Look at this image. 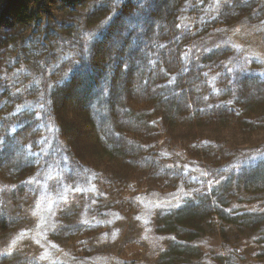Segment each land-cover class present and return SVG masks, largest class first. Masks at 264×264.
I'll return each mask as SVG.
<instances>
[{
	"label": "trees",
	"instance_id": "obj_1",
	"mask_svg": "<svg viewBox=\"0 0 264 264\" xmlns=\"http://www.w3.org/2000/svg\"><path fill=\"white\" fill-rule=\"evenodd\" d=\"M67 1L69 2H62L58 7L63 9V14L56 15L52 14L54 12L51 4H48L49 0H0V51L24 45L34 32L42 38L43 44H52L53 48L55 44L52 36L71 25V17L77 15L74 11L80 13L86 8L87 12H96L102 8L108 11L112 4L84 0L77 2L78 6L75 8V2ZM122 1L124 0L115 2L112 13L106 14L105 20L100 23V26L106 24L110 28L115 16L121 19L118 25L114 24L111 30L108 28L106 31L111 38L107 41L102 38V34L106 32L100 29L94 34L90 31L78 32L74 43L78 47L84 46V49L81 55L74 53L76 59L71 63L73 67L57 75V68L50 67L55 62L39 65V79L46 78L48 72L56 76L52 77L50 84H39V88L43 89L39 108L25 113L9 128L11 131L5 139L6 149L4 147L1 151L0 160L13 153L18 136L25 132L24 128L31 120L36 129H41L46 137L45 142L50 141L52 146L67 151L70 167L79 170L84 166L88 174H109L125 183L127 181L122 180L142 175L147 167H161L160 160L151 159L152 151L158 150L159 154L162 149L161 139L168 140L177 128L184 125L194 127V130L187 131L186 128L182 139L187 138V133H190L192 144L197 146L201 154L209 153L206 146H218L215 140L203 136L202 129L207 124L221 128L228 115H236L239 116L242 129L254 124L264 127V0H242L243 4L234 2L235 0L224 2L226 6L237 3L239 7L233 9L243 8L250 16L242 14L244 17L237 16L239 18L230 22L220 20L219 25L215 22V15L222 0L195 2L194 5L191 0ZM129 6L131 7L128 8ZM96 37L103 43V47H94L92 41ZM204 40L205 45L201 46L200 41ZM214 53L223 55L224 58L212 61ZM45 90L47 94L52 93L51 98L44 96ZM81 101L84 103L81 104ZM116 104L123 106L120 113L134 123L129 128L122 126L123 132L112 133L109 128L113 127L119 116L113 108ZM75 116L88 122L86 125L91 129L104 126L101 139L104 143L91 145V150L87 151H90L89 160L84 157L86 151L84 147L81 149L78 141L79 133L83 131L73 130ZM39 141L43 142V138ZM117 142H128L133 148L139 149L141 160L137 162L127 159L126 156L131 154L115 145ZM164 151L161 150L162 153ZM136 162L145 165V168L138 167ZM243 165L237 172L244 175L247 185H252L258 191L264 190V145L250 149L247 155L243 154ZM201 166L195 172L211 179L209 164L201 162ZM211 187L209 185L207 190ZM212 191H208L207 196ZM172 199L167 197L166 202ZM196 200L173 207L177 218L170 223L191 225L193 221L184 220L186 214L183 215V212L199 207L201 219L196 225L204 228L205 232L211 226L208 219L217 209L214 203L208 205L202 203L201 198ZM204 208H207L205 212ZM247 212L249 224L263 219L260 218L263 216V209L255 208ZM114 215H118V212L88 208L81 216L80 226L88 231L93 226H110L106 229H111ZM5 218L7 219L6 214L0 207V223ZM46 218L49 220L44 211V218L40 221L45 219L47 222L38 225L40 235L42 229L48 228ZM259 238L263 240L264 235L256 241ZM175 248L176 246L167 250L172 253L171 259L174 260L181 256L179 248ZM225 249L231 255L232 248ZM104 255L97 261L66 252L52 254V257L75 261L81 258V262L85 264H139L136 259L128 260L117 253L108 252ZM232 258L239 262L244 259L242 255L234 254ZM162 259L166 260L168 256L162 254ZM263 259L264 256L258 257V261H253L252 264H264ZM231 262L232 260L227 259L220 264Z\"/></svg>",
	"mask_w": 264,
	"mask_h": 264
},
{
	"label": "rangeland",
	"instance_id": "obj_2",
	"mask_svg": "<svg viewBox=\"0 0 264 264\" xmlns=\"http://www.w3.org/2000/svg\"><path fill=\"white\" fill-rule=\"evenodd\" d=\"M72 1L75 2L74 6L77 2H84ZM191 1L193 5L195 2H208ZM222 1L215 15L217 25L220 20L230 22L242 14L250 16L243 8L233 9L238 6L237 3L226 6L224 2L231 0ZM49 2L54 12L52 14L57 15L63 14V9H58L59 4L69 1ZM99 2L112 4L108 11L104 8L96 12H87L88 8L82 9L80 13L74 11L77 15L71 17V25L52 36L55 44L53 48L52 44H43L42 38L34 32L24 45H15L13 49H9L10 52L0 51V153L6 145L5 139L11 131L9 128L19 117L39 108L43 97V89L39 88V84H50L52 77L56 76L48 72L46 78L39 79V65L52 64L53 61L55 64L50 66L51 69L52 66L57 68L56 74L61 75L73 67L71 63L76 59L74 53L83 54L84 46L78 47L74 43L78 32L90 31L94 34L98 29L108 31L109 27L106 24L100 26V23L105 20L106 14L112 13V5L121 0ZM234 2L244 3L242 0ZM120 20L115 16L112 25H118ZM101 37L107 41L112 36L106 32ZM98 39L96 37L92 41L95 48L103 47ZM200 45H205V40L200 41ZM213 55L212 61L224 58L216 53ZM51 94L44 91V96L48 99L52 97ZM113 108L119 116L113 127L109 128L110 132H121L122 126L129 128L134 123L120 113L122 105L116 104ZM225 120L226 123L223 122L221 128L207 124L202 129L203 136L215 140L218 145L206 146L208 154H201L197 146L192 144L190 133H187V138L182 139L186 128L187 131L194 130V127L184 125L177 128L168 140L161 139L162 149L159 154L158 150L152 151L151 159L160 160L162 168L155 165L151 169L147 167L142 175L122 180L127 181L125 183L109 174H88L84 166L79 170L70 167L67 151L52 146L49 140L45 142L46 137L41 129H36L30 120L29 125L24 128L25 132L18 136L19 144H14L13 153L0 160V207L7 217L0 223V264H85L81 262L82 257H91L97 261L108 252L117 253L128 260L136 259L139 264H220L227 259L232 260L230 264L257 262L258 257L264 256V239L256 241L264 235V213L260 217L263 219L249 224L247 210H264V190L258 191L252 185L248 186L244 175L238 174L237 169L244 166L243 154L247 155L250 149L264 145V127L254 124L242 129L239 116L236 115H228ZM86 123L88 122L80 116H75L72 126L73 130L83 131L79 133L78 141L81 149L84 147L86 151L84 157L89 160L90 151H87L91 150V145H102L100 142L104 126L91 129ZM41 138L43 142L39 141ZM115 145L131 154L126 156L127 159L137 162L141 160L140 150L133 148L128 142H117ZM161 150L165 151L162 153ZM201 162L209 164L211 179L195 172L196 168L201 169ZM137 164L138 167L145 168V165ZM209 185L212 187L207 190ZM211 190V195L207 196ZM167 197L173 199L166 202ZM198 198L208 205L214 203L217 209L213 214L215 216L208 219L211 226L205 232L204 228L196 225L201 219L199 207L183 212V215L186 214L184 220L193 221L191 225L170 223L177 218L173 207L185 202L192 203ZM88 208L118 212V215L113 216V228L93 226L88 231L80 226L81 216ZM44 211L49 217V220L46 218L49 224L47 229L41 230L40 235L38 225L47 222L45 219L40 221L44 218ZM174 246L175 249L179 248L181 255L176 260L171 259L172 253L167 252ZM225 248H232L231 255ZM60 252L79 255L81 258L75 261L52 257V254L58 255ZM162 254L168 256V259L163 260ZM232 254L242 255L244 259L239 262L232 258Z\"/></svg>",
	"mask_w": 264,
	"mask_h": 264
}]
</instances>
